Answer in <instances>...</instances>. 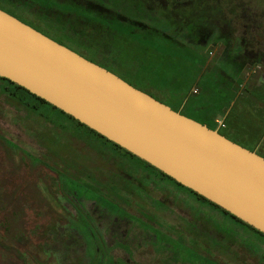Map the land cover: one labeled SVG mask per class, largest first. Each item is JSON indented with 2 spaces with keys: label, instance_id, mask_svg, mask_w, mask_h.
<instances>
[{
  "label": "rangeland",
  "instance_id": "rangeland-1",
  "mask_svg": "<svg viewBox=\"0 0 264 264\" xmlns=\"http://www.w3.org/2000/svg\"><path fill=\"white\" fill-rule=\"evenodd\" d=\"M154 1L150 7L101 0L158 24L154 19L163 18L164 9ZM242 3L245 25L218 23L216 30L234 41L240 35L244 55L263 60L264 0ZM111 30L120 45L113 42L108 69L200 122L221 107L217 99L230 100L232 93L230 116L240 135L217 129L264 156L258 119L264 94L255 87L263 81L264 63L244 76L228 62L221 65L231 47L161 41L132 24L115 22ZM207 79L230 82L229 94L218 93ZM6 85L0 79V264H264V236L143 163L130 162L67 116L45 105L30 108Z\"/></svg>",
  "mask_w": 264,
  "mask_h": 264
},
{
  "label": "water",
  "instance_id": "water-1",
  "mask_svg": "<svg viewBox=\"0 0 264 264\" xmlns=\"http://www.w3.org/2000/svg\"><path fill=\"white\" fill-rule=\"evenodd\" d=\"M0 77L264 233V156L0 7Z\"/></svg>",
  "mask_w": 264,
  "mask_h": 264
},
{
  "label": "trees",
  "instance_id": "trees-1",
  "mask_svg": "<svg viewBox=\"0 0 264 264\" xmlns=\"http://www.w3.org/2000/svg\"><path fill=\"white\" fill-rule=\"evenodd\" d=\"M136 1L141 5L143 4L142 6L147 2L150 7L155 2L154 0ZM171 2H173V5H171ZM0 4L8 7L21 20L106 68H109V54L113 42L115 41L116 47L120 45V42L117 43V40H115L118 35L111 30L112 23L132 24L136 29L144 32V34L150 35L151 38H159L161 41L178 39L181 44H184L186 39L199 49L203 42H205V45L210 42L215 44L218 39L226 36L224 32H217L215 24L220 23L225 26L228 23H235L237 26H241L245 25L246 21V15L243 12L245 5L242 3V0H157L156 5L164 9L163 18L156 17L154 19L158 24L147 19L131 18L121 12L120 9L116 10L115 8L107 7L101 0H0ZM143 9L145 10V8ZM231 14L234 17L230 16ZM103 20L107 22H103ZM170 30L175 34H171ZM155 31H159V34H156ZM180 37H183L184 40ZM258 46L264 45L260 43ZM204 60L203 58L199 64L205 62ZM0 79L7 81L8 85L5 87L11 95L23 100L30 108L38 109L40 105H45L52 111L62 116H67L78 127H82L98 139H101L105 146H108L123 156L129 157L130 162L140 161L147 168L157 172V175L161 174L163 177L187 188L199 199L209 203L225 215L234 218L236 221L245 224L264 236V233L261 231L192 189L180 184L160 169L132 154L53 104L7 78L0 77ZM27 96L31 97L33 102H28Z\"/></svg>",
  "mask_w": 264,
  "mask_h": 264
},
{
  "label": "crops",
  "instance_id": "crops-1",
  "mask_svg": "<svg viewBox=\"0 0 264 264\" xmlns=\"http://www.w3.org/2000/svg\"><path fill=\"white\" fill-rule=\"evenodd\" d=\"M215 44L217 45L215 50L218 49L219 46H221V45L224 47L227 46L228 49H229V47H231V53L232 54L230 57L220 56L222 58L221 65L223 62H228L230 65H232V67L237 68V70H242V72H243L242 74H244V76L255 75L259 71L256 69L257 66L258 65L260 66L262 63H264V59L259 60V61H257L256 59L252 60L249 57H247L246 55H244V53L242 51L245 47H247V44L242 41L240 35L236 36L235 41L233 38L230 39V38H227L226 36H224L221 39H218L217 43H215ZM254 44L255 43H252V46ZM262 45H264V44L262 43ZM222 46H221V48H222ZM224 49L226 51V47ZM236 56L238 58H235ZM251 63H253V64L251 65ZM254 70H256V72ZM246 72H248V75H246ZM244 76H242V77H244ZM261 80H263V81H260V79L257 80L256 82L254 81L255 87L263 88L262 91L264 94V78H261ZM207 81L210 83L209 86H213V88H215L218 93L222 91L224 93L226 92L229 94V92H230L229 87H231L230 82L227 83L225 81H222L219 84H215V83L213 84L211 82V80L207 79ZM216 82H218V81H216ZM198 88H199V92H200L201 86H198ZM199 92H196V93H199ZM231 94L232 93H230V100L229 99H217V105L220 104L221 107H218V108L216 107L217 112H209L210 111L209 110L208 114L204 115L202 122L211 126L212 128H217V126H218V128H220V127L226 128V129H228V131L232 135L233 134L234 135H240V131H239V129H237V124L235 123L236 119L234 117L230 116L231 109H232L231 107L229 109V105L231 104L230 101L232 98ZM185 101L186 100H184V103H185ZM188 103H189V101L186 102V104H188ZM259 107L261 108V110H260L258 119H259V122L262 126L261 132H263L262 133L263 137H262L261 141L264 142V102H262V104H260ZM221 122H223L224 126H221ZM234 140L239 142L240 139L235 138ZM261 141H258V143H260Z\"/></svg>",
  "mask_w": 264,
  "mask_h": 264
},
{
  "label": "built area",
  "instance_id": "built-area-1",
  "mask_svg": "<svg viewBox=\"0 0 264 264\" xmlns=\"http://www.w3.org/2000/svg\"><path fill=\"white\" fill-rule=\"evenodd\" d=\"M260 68H261V66L258 65L256 69L259 70ZM254 71L256 72V70H254ZM221 126H224L223 122H221Z\"/></svg>",
  "mask_w": 264,
  "mask_h": 264
},
{
  "label": "flooded vegetation",
  "instance_id": "flooded-vegetation-1",
  "mask_svg": "<svg viewBox=\"0 0 264 264\" xmlns=\"http://www.w3.org/2000/svg\"><path fill=\"white\" fill-rule=\"evenodd\" d=\"M120 146V145H119ZM133 154V153H132ZM135 155V154H134ZM140 158V157H139ZM143 160V159H142ZM145 161V160H144ZM134 162V161H133ZM138 162V161H137ZM140 162V161H139ZM147 162V161H146Z\"/></svg>",
  "mask_w": 264,
  "mask_h": 264
}]
</instances>
